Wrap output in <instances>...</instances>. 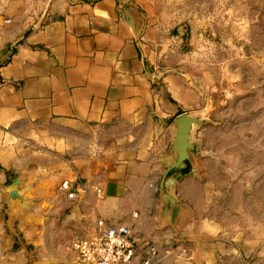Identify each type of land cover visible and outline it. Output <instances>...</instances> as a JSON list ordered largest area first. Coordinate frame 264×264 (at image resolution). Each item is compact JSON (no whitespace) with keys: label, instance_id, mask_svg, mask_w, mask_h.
Returning <instances> with one entry per match:
<instances>
[{"label":"crops","instance_id":"obj_1","mask_svg":"<svg viewBox=\"0 0 264 264\" xmlns=\"http://www.w3.org/2000/svg\"><path fill=\"white\" fill-rule=\"evenodd\" d=\"M158 33L147 0H0V158L17 166L27 156L32 170L22 177L36 183L34 196L56 197L63 179L73 181L75 198L62 193L71 228L126 224L140 246L155 247L151 264H264V240H214L216 223H201L180 203L181 181L168 185L177 206L160 196L161 174L175 159L177 103L195 91L159 71ZM4 222L0 204V264H19Z\"/></svg>","mask_w":264,"mask_h":264},{"label":"rangeland","instance_id":"obj_2","mask_svg":"<svg viewBox=\"0 0 264 264\" xmlns=\"http://www.w3.org/2000/svg\"><path fill=\"white\" fill-rule=\"evenodd\" d=\"M147 1L159 21V41L165 45L160 55L157 49L159 71L178 75L186 88L195 91L184 102L175 101L183 107L178 112L203 120L191 131L196 151L191 155L192 171L178 181L180 203L190 204L201 223H216L217 233L212 237L217 242L227 243L224 234L238 244L263 241L264 0ZM162 85L154 82L155 87ZM24 148L50 155L43 145L27 142ZM28 163L27 156L17 166L0 158L4 224L6 228L12 224L11 233L18 241L10 250L12 255L20 252L13 262L70 264L66 246L87 231L71 228L68 199L59 189L56 197L34 196L36 183L29 184L22 177L32 170ZM14 178L23 181V202L11 213L4 188ZM131 264L142 263L133 260Z\"/></svg>","mask_w":264,"mask_h":264},{"label":"built area","instance_id":"obj_3","mask_svg":"<svg viewBox=\"0 0 264 264\" xmlns=\"http://www.w3.org/2000/svg\"><path fill=\"white\" fill-rule=\"evenodd\" d=\"M77 186L69 179H63L58 189L68 199L75 198ZM72 256L70 264H131L136 256L143 264L156 259L153 245L140 246L131 227L126 224H108L98 220L96 228L73 238L66 246Z\"/></svg>","mask_w":264,"mask_h":264},{"label":"water","instance_id":"obj_4","mask_svg":"<svg viewBox=\"0 0 264 264\" xmlns=\"http://www.w3.org/2000/svg\"><path fill=\"white\" fill-rule=\"evenodd\" d=\"M203 122L197 116L181 114L174 119L173 129V146L175 150L174 161L166 167L161 174L159 181V193L162 199L170 200L173 207L177 206L178 199L169 190L168 185L181 180L186 174L192 171L191 155L196 151V144L191 141L190 135L194 125H200ZM22 179L14 178L12 182L5 186L4 192L11 202V213L20 208V202L23 199L20 195L24 186Z\"/></svg>","mask_w":264,"mask_h":264},{"label":"trees","instance_id":"obj_5","mask_svg":"<svg viewBox=\"0 0 264 264\" xmlns=\"http://www.w3.org/2000/svg\"><path fill=\"white\" fill-rule=\"evenodd\" d=\"M83 1H86V0H83ZM26 32H29V30H27ZM180 113V112H178ZM79 236V235H78ZM184 246V252H185V255L188 256L189 255V247L186 246V245H183Z\"/></svg>","mask_w":264,"mask_h":264}]
</instances>
